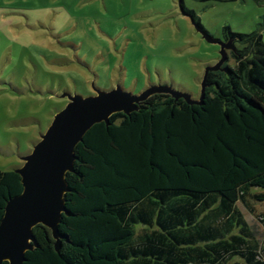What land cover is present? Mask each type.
Here are the masks:
<instances>
[{
  "label": "trees",
  "instance_id": "trees-1",
  "mask_svg": "<svg viewBox=\"0 0 264 264\" xmlns=\"http://www.w3.org/2000/svg\"><path fill=\"white\" fill-rule=\"evenodd\" d=\"M223 36L235 64L208 72L202 104L154 94L85 134L58 236L38 225L22 264H264V238L239 208L264 202V20ZM21 180L0 170V222Z\"/></svg>",
  "mask_w": 264,
  "mask_h": 264
},
{
  "label": "rangeland",
  "instance_id": "rangeland-1",
  "mask_svg": "<svg viewBox=\"0 0 264 264\" xmlns=\"http://www.w3.org/2000/svg\"><path fill=\"white\" fill-rule=\"evenodd\" d=\"M184 2L212 38L180 0H0V170L24 165L70 96L168 87L199 101L206 71L235 64L224 26L254 32L264 0ZM252 206L239 204L264 238V202Z\"/></svg>",
  "mask_w": 264,
  "mask_h": 264
},
{
  "label": "water",
  "instance_id": "water-1",
  "mask_svg": "<svg viewBox=\"0 0 264 264\" xmlns=\"http://www.w3.org/2000/svg\"><path fill=\"white\" fill-rule=\"evenodd\" d=\"M226 61L227 57L222 63ZM216 69L206 71L199 101L168 87L161 89L175 99L183 98L189 104H202L207 74ZM96 92L97 95L90 97L70 96V102L55 116L41 141L25 158L24 165L15 170L21 176L24 189L20 195L8 200L0 222V264H22L25 261V253L36 245L33 229L38 225L50 228L58 236V225L66 212V175L73 171L77 145L94 125L102 122L109 124L110 117L115 113L130 114L137 110L142 102L151 97L152 90L140 96L120 87L108 92Z\"/></svg>",
  "mask_w": 264,
  "mask_h": 264
}]
</instances>
